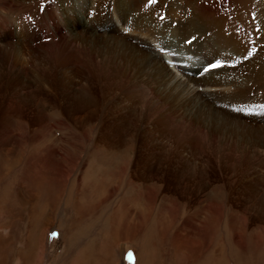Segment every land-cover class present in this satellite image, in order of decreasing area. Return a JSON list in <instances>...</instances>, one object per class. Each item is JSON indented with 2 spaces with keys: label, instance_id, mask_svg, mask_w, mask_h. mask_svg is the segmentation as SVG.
I'll return each mask as SVG.
<instances>
[{
  "label": "rangeland",
  "instance_id": "rangeland-1",
  "mask_svg": "<svg viewBox=\"0 0 264 264\" xmlns=\"http://www.w3.org/2000/svg\"><path fill=\"white\" fill-rule=\"evenodd\" d=\"M4 1L0 24L17 17ZM22 42L0 37V264H264V147L189 153L54 47L34 52L45 40Z\"/></svg>",
  "mask_w": 264,
  "mask_h": 264
},
{
  "label": "bare ground",
  "instance_id": "bare-ground-1",
  "mask_svg": "<svg viewBox=\"0 0 264 264\" xmlns=\"http://www.w3.org/2000/svg\"><path fill=\"white\" fill-rule=\"evenodd\" d=\"M43 1L39 25L28 28L17 20L29 12L35 17ZM50 1H4L17 17L0 24V37L18 50L22 40H45L33 51L50 53L54 47L55 54L63 55L60 68L69 64L66 72L74 77L80 70L79 78L110 84L122 98L120 113L136 111L140 118L168 128L189 153L200 146L202 153L231 161L262 153L264 126L249 121L264 125V11L256 14V31L251 0ZM13 37L18 45L11 43L17 41ZM162 49L187 57L191 65L168 66ZM217 61L223 67L204 71ZM199 132L205 137L194 143Z\"/></svg>",
  "mask_w": 264,
  "mask_h": 264
},
{
  "label": "snow or ice",
  "instance_id": "snow-or-ice-1",
  "mask_svg": "<svg viewBox=\"0 0 264 264\" xmlns=\"http://www.w3.org/2000/svg\"><path fill=\"white\" fill-rule=\"evenodd\" d=\"M223 67L222 63L220 61H217L214 64H210L207 68L204 69L205 72H209L212 69H217Z\"/></svg>",
  "mask_w": 264,
  "mask_h": 264
}]
</instances>
